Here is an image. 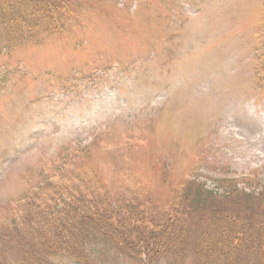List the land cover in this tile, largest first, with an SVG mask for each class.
I'll return each mask as SVG.
<instances>
[{
	"label": "rangeland",
	"instance_id": "rangeland-1",
	"mask_svg": "<svg viewBox=\"0 0 264 264\" xmlns=\"http://www.w3.org/2000/svg\"><path fill=\"white\" fill-rule=\"evenodd\" d=\"M262 1L80 0L65 33L2 52L0 220L60 163L154 193L172 174L264 183Z\"/></svg>",
	"mask_w": 264,
	"mask_h": 264
},
{
	"label": "trees",
	"instance_id": "trees-1",
	"mask_svg": "<svg viewBox=\"0 0 264 264\" xmlns=\"http://www.w3.org/2000/svg\"><path fill=\"white\" fill-rule=\"evenodd\" d=\"M262 4L253 56L264 95ZM79 5L0 0V54L62 35ZM153 189L138 177L49 167L0 220V264H264L263 182L172 174Z\"/></svg>",
	"mask_w": 264,
	"mask_h": 264
}]
</instances>
